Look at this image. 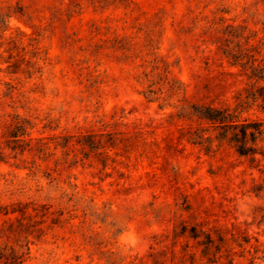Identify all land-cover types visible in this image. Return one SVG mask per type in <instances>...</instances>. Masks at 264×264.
<instances>
[{
  "label": "rangeland",
  "instance_id": "rangeland-1",
  "mask_svg": "<svg viewBox=\"0 0 264 264\" xmlns=\"http://www.w3.org/2000/svg\"><path fill=\"white\" fill-rule=\"evenodd\" d=\"M228 24L255 34L250 42L259 46L264 0H0V98L13 87L0 114L34 119V137L113 131L126 140L136 125L149 124L146 142H160L154 164L138 157L142 144L108 150L115 162L106 168L93 153L82 159L79 150L65 156L60 148L37 160L35 174L15 159L0 162V205L50 207L43 236L30 235L28 244L24 236L36 227L15 223L23 233L8 238L0 215V252L25 253L23 264H149L175 220L187 218L185 198L211 225L252 221L264 208V189L252 192L264 188V158L256 166L227 146L206 154L179 143L187 123L168 125L173 109L144 97L161 86L168 95L166 77L187 85L188 96L195 84L209 85L216 103L233 104L248 79L218 52ZM243 117L264 120V112L254 106Z\"/></svg>",
  "mask_w": 264,
  "mask_h": 264
},
{
  "label": "trees",
  "instance_id": "trees-1",
  "mask_svg": "<svg viewBox=\"0 0 264 264\" xmlns=\"http://www.w3.org/2000/svg\"><path fill=\"white\" fill-rule=\"evenodd\" d=\"M262 32L264 33V27ZM222 34L224 39L217 47L218 52L227 60L229 66L240 68L248 79L246 86L234 96L233 104L216 103L217 95L209 85L201 87L195 84V91L188 96L187 85L173 78L168 80L166 77L162 85H167L168 95L164 96V86H161L156 90L149 89L144 97L148 102H159L161 110L166 107L173 109L168 114V125H174L176 122L187 123L186 126L178 128L176 139L179 143L197 147L206 154L216 153L227 146L237 156L246 158L257 166L258 157L264 158V120L243 117V113L254 106L264 112V51L261 49L264 46V35L258 40L259 46H256L250 42L256 35H246L245 27L228 24ZM11 89L13 87L3 93L0 106L3 105V98L12 99ZM178 94H182V98L177 101L179 104L172 103V97ZM36 126L34 119L17 111L0 114V162L15 159L20 162L15 164L16 167L28 169L35 174L40 167L37 160L47 162L59 148L65 156L69 152L79 150L83 154L82 159L89 157L83 151L93 153L103 168H106L108 160H111L108 150L121 144L127 153L138 149L139 144H142L138 157L148 160L150 164L155 163L160 151V142L156 139L150 143L146 142V136L153 134L154 129V126L149 124L136 125L135 131L126 140L118 138V133L113 131L101 134L88 132L78 136L63 134L47 138L34 137ZM166 139L167 137H164L162 141ZM76 159L75 153L70 166L77 162ZM111 161L115 162L114 159ZM45 176L50 177V174L46 173ZM263 189V186L255 185L252 192L259 196ZM49 208L46 205L20 200L0 205V215L5 217L2 235L8 238L10 235L21 237L23 232H17L14 224L24 228V221L28 220V226L36 228L27 230L24 236L26 243L28 244L27 238L30 235L41 238L44 234L42 225L49 216ZM180 210L187 213V218L180 217L175 220L171 233L166 236L168 243L159 251L149 252V264H235V260L239 258L247 259L250 263L264 261L262 206L256 207L252 221L232 222L230 225H211L207 220H198L197 210L186 198ZM253 227L256 230L251 232ZM26 249V254H29V248ZM24 255L25 253L18 254L14 249L10 254L0 252V263L23 264Z\"/></svg>",
  "mask_w": 264,
  "mask_h": 264
}]
</instances>
